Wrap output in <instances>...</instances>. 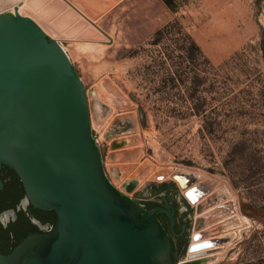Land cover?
Segmentation results:
<instances>
[{
	"label": "rangeland",
	"instance_id": "rangeland-1",
	"mask_svg": "<svg viewBox=\"0 0 264 264\" xmlns=\"http://www.w3.org/2000/svg\"><path fill=\"white\" fill-rule=\"evenodd\" d=\"M83 2L106 36L78 17L59 37L110 182L139 204L163 184L184 201L173 176L191 175L201 213L185 204L204 221L192 216L174 264L187 263L195 231L219 240L199 264H264V0H175V12L161 0Z\"/></svg>",
	"mask_w": 264,
	"mask_h": 264
},
{
	"label": "water",
	"instance_id": "water-1",
	"mask_svg": "<svg viewBox=\"0 0 264 264\" xmlns=\"http://www.w3.org/2000/svg\"><path fill=\"white\" fill-rule=\"evenodd\" d=\"M13 6L0 0V264H174L157 218L172 232L174 212L146 210L110 182L59 37L78 17L105 32L71 5L60 4L58 31Z\"/></svg>",
	"mask_w": 264,
	"mask_h": 264
},
{
	"label": "flooded vegetation",
	"instance_id": "flooded-vegetation-1",
	"mask_svg": "<svg viewBox=\"0 0 264 264\" xmlns=\"http://www.w3.org/2000/svg\"><path fill=\"white\" fill-rule=\"evenodd\" d=\"M189 185H191V184H189ZM189 185H188V187H189ZM176 188L179 191L177 186H176ZM132 189L133 188H131L129 191H131ZM191 190H194L197 197H199V195L201 196V194L197 191V190H201L198 187L192 188ZM188 192H190V190H188L186 193H188ZM175 193H176L175 190L170 189V188H168V186L166 184H163L159 187V190L157 193H147L146 195H144V199H142L144 203L140 204L146 210H153V209L160 208V209L165 210L169 214L170 213L172 214V212H174V214H173L174 225L172 226V232H171V225H170L169 217L163 213L157 214L158 220L162 224L163 228L165 229V231H166V233H167V235L171 241L173 253H174V259H173L174 262L177 261V259L179 258V255H180V253L184 247V244H185L187 236H188V230H189V227L191 225L192 216H193L192 210L189 209L188 206L185 204L186 202H188L189 204L191 203L188 200L187 196L184 195L185 196V197H183L184 201H177ZM163 197H164V200L166 202L163 200ZM152 200H156V201H152ZM198 201H199V199H198ZM180 202L183 205L180 206ZM166 204H167V206H171L173 208V210H172V208L167 207ZM199 220H200L199 218L194 217L193 225L199 226V224H201V220H200V222H199ZM183 225H185V226H184V230L182 232L181 226H183ZM190 246H191V244H190ZM190 246H189V248H190Z\"/></svg>",
	"mask_w": 264,
	"mask_h": 264
},
{
	"label": "crops",
	"instance_id": "crops-1",
	"mask_svg": "<svg viewBox=\"0 0 264 264\" xmlns=\"http://www.w3.org/2000/svg\"><path fill=\"white\" fill-rule=\"evenodd\" d=\"M77 2L80 3V2H83V0H14V6L21 5L19 7L23 8L22 9L24 12L23 15H28L34 20H36L38 23L45 24L46 26H48L49 28L55 31H58V29L55 26V22L57 21L56 12L59 11L60 14H62L63 12L62 8L60 7L61 3L65 4L68 8H70L69 5H71L83 17H85L89 21L92 20V22L96 24L97 23L96 18H94L93 16H90L84 10L83 8L84 2L82 3V6L78 5ZM9 10H12V8H9ZM27 12L28 14H26Z\"/></svg>",
	"mask_w": 264,
	"mask_h": 264
},
{
	"label": "bare ground",
	"instance_id": "bare-ground-1",
	"mask_svg": "<svg viewBox=\"0 0 264 264\" xmlns=\"http://www.w3.org/2000/svg\"><path fill=\"white\" fill-rule=\"evenodd\" d=\"M14 7H16L17 10H18V12L23 15L24 12L22 10L23 9L22 7H19V6H14ZM79 47H83V46H79ZM184 174L185 175H188L186 173H184ZM177 175H179V173L178 174H175V176H177ZM175 176H174V178H175ZM175 181L177 182V184L180 187V189H182L183 193L187 196V198L191 202V204H193L195 206V208L198 209L200 207V205H201L200 203L203 202L204 199H201V196L200 195H199V197H197L196 194H195V192H194V190H191L192 188H194V186H192V184L189 185V182L185 178L177 177L175 179ZM188 185H189V187H188ZM210 185L211 184L208 183V186H210ZM198 188H199V186H198ZM128 189L130 190L131 188H128ZM188 190H190V192L186 193ZM197 191L203 196V192H201L203 190H197ZM198 199H199V201H198ZM222 212H223V210H221V208H219V210L214 215H218V214H220ZM198 213H201V210L198 211ZM201 223H202V221H201ZM201 233H202L201 231H198V232L195 231L193 233V235H192V243H191L190 248L188 249V252L189 253L187 255V259H188L187 261H197V259H199L201 256L203 257L205 255H209V253L212 254L211 252L213 251V248H210V247H216L218 245V244H212V242H206L205 237H202V235H201V237L198 236L195 239H193L194 234L195 235L196 234L199 235Z\"/></svg>",
	"mask_w": 264,
	"mask_h": 264
},
{
	"label": "trees",
	"instance_id": "trees-1",
	"mask_svg": "<svg viewBox=\"0 0 264 264\" xmlns=\"http://www.w3.org/2000/svg\"><path fill=\"white\" fill-rule=\"evenodd\" d=\"M165 7L170 10L171 12H175V0H161ZM169 28V24L165 25L161 29L157 30L154 34L155 37H159L162 33L166 32ZM185 49V47H183ZM185 51L189 54V58L191 61H198L201 57H203V54L200 50V48L197 46V44L192 41L191 46L185 49ZM197 83H199L198 80L194 81V86L196 87Z\"/></svg>",
	"mask_w": 264,
	"mask_h": 264
}]
</instances>
